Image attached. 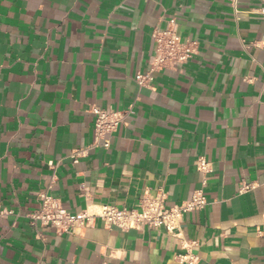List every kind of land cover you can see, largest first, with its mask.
Listing matches in <instances>:
<instances>
[{"label":"crops","instance_id":"obj_1","mask_svg":"<svg viewBox=\"0 0 264 264\" xmlns=\"http://www.w3.org/2000/svg\"><path fill=\"white\" fill-rule=\"evenodd\" d=\"M260 6L0 0V264H187L186 253L195 264H264V21L250 13ZM169 17L198 53L139 87L151 33ZM92 105L132 113L108 149L74 163L72 150L92 141ZM199 189L207 205L175 234L100 217L58 233L28 217L40 193L79 212L138 208L160 191L170 206Z\"/></svg>","mask_w":264,"mask_h":264},{"label":"built area","instance_id":"obj_2","mask_svg":"<svg viewBox=\"0 0 264 264\" xmlns=\"http://www.w3.org/2000/svg\"><path fill=\"white\" fill-rule=\"evenodd\" d=\"M233 10L238 13L239 0H229ZM250 13L256 14L264 21V6L253 9ZM153 40V52L143 71H138L135 81L139 87L152 88L157 73L165 69L175 70L177 67L187 63L198 53L199 41L194 38L182 37L178 31V23L175 17H169L165 26L156 27L151 33ZM132 107L126 109H105L92 105L89 111L94 115L93 136L91 143L86 147L72 150L70 157L74 163L80 157L87 154L90 148L102 147L108 149L111 145V138L124 123L127 116L132 113ZM198 168L205 169L206 161L201 157L196 160ZM53 168V163H50ZM253 184L242 183L239 191L252 188ZM40 205L28 215L30 223L36 225H48L56 232H72L76 228L88 225L94 217H100L108 226L121 230L139 228L142 225L147 227H162L168 233L175 234L180 228L184 214L204 208L208 201L202 190H195L189 199L166 205V196L163 192L155 194H143L138 201V208H119L115 205H97L96 211L87 209L79 212H71L66 209L58 199L47 193H40ZM6 212L0 211V216ZM180 261L187 264H195L197 257L186 253L179 256Z\"/></svg>","mask_w":264,"mask_h":264}]
</instances>
